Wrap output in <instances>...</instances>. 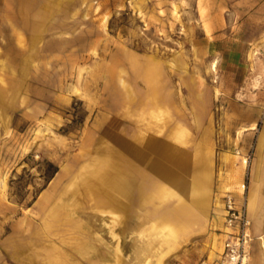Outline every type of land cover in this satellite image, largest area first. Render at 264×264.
Here are the masks:
<instances>
[{"label":"rangeland","instance_id":"1","mask_svg":"<svg viewBox=\"0 0 264 264\" xmlns=\"http://www.w3.org/2000/svg\"><path fill=\"white\" fill-rule=\"evenodd\" d=\"M259 88L264 0H0V264L211 254L212 211L187 235L174 218L197 156L211 202L235 190L234 134Z\"/></svg>","mask_w":264,"mask_h":264},{"label":"crops","instance_id":"2","mask_svg":"<svg viewBox=\"0 0 264 264\" xmlns=\"http://www.w3.org/2000/svg\"><path fill=\"white\" fill-rule=\"evenodd\" d=\"M246 90H250V88L248 87ZM257 91L262 93L264 88H259ZM262 102L263 99H260L253 104H249L250 107L255 108V115L246 114L243 117L244 122L248 124L242 128L246 132L245 134H234V141L232 143L233 152H231V188H235V190L238 189L245 169L243 155L248 152L251 154L248 164L246 206L250 221L249 231L252 239L248 247L245 264H264V105H262ZM181 129V126H175L173 130L166 134L170 142L185 138V136L182 137L183 134H180ZM235 149L239 150L240 154H236ZM205 154L208 155L207 152ZM209 168L208 159L205 158L204 160L200 156L196 157L190 180L187 182L190 198L184 202L180 200L181 206L184 205L191 209L192 217L186 219L174 218L173 215H176L175 211L172 216L181 224L180 227L184 229V234L187 235L192 232V227L189 224H194L195 221L198 222L201 218H207L212 211L214 214V224L216 223L217 225L215 234L217 235L219 247L215 251H212L211 254L205 256L211 259L216 258L222 250L224 223L221 196L226 186L224 187L225 184L223 182L220 183L221 187L219 186L215 193L214 201L211 202L212 190L210 183L213 171ZM157 186H159L158 192L160 193H173L165 184ZM161 187L164 188L162 192L160 191Z\"/></svg>","mask_w":264,"mask_h":264},{"label":"built area","instance_id":"3","mask_svg":"<svg viewBox=\"0 0 264 264\" xmlns=\"http://www.w3.org/2000/svg\"><path fill=\"white\" fill-rule=\"evenodd\" d=\"M235 153L240 154L237 149H235ZM250 158V152L243 155L245 169L238 189L225 190L221 196L224 223L221 252L216 258L205 257L196 264H245L252 239L246 206Z\"/></svg>","mask_w":264,"mask_h":264},{"label":"trees","instance_id":"4","mask_svg":"<svg viewBox=\"0 0 264 264\" xmlns=\"http://www.w3.org/2000/svg\"><path fill=\"white\" fill-rule=\"evenodd\" d=\"M43 162L45 164V171H44L45 180L49 181L54 176V174L57 172L58 166L54 162L48 159H45Z\"/></svg>","mask_w":264,"mask_h":264},{"label":"bare ground","instance_id":"5","mask_svg":"<svg viewBox=\"0 0 264 264\" xmlns=\"http://www.w3.org/2000/svg\"><path fill=\"white\" fill-rule=\"evenodd\" d=\"M211 67H212V69H215V67H216L215 62H213V63L211 64ZM62 171L65 172V171H66V168H65V167L62 168ZM64 175H66V174H64ZM64 175H62L58 180L60 181V180L64 179V178H65ZM178 209H179V211H180V214H182L183 217H184L185 219H186V218H190V217H192V212H191V211H188L187 209L182 208V207H180V208H178Z\"/></svg>","mask_w":264,"mask_h":264}]
</instances>
